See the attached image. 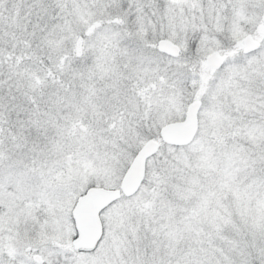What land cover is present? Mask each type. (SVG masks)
<instances>
[{
    "label": "snow or ice",
    "instance_id": "1",
    "mask_svg": "<svg viewBox=\"0 0 264 264\" xmlns=\"http://www.w3.org/2000/svg\"><path fill=\"white\" fill-rule=\"evenodd\" d=\"M0 264H264V0H0Z\"/></svg>",
    "mask_w": 264,
    "mask_h": 264
}]
</instances>
